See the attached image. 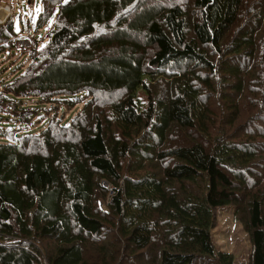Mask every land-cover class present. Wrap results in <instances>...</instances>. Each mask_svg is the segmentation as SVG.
<instances>
[{
	"label": "trees",
	"instance_id": "obj_1",
	"mask_svg": "<svg viewBox=\"0 0 264 264\" xmlns=\"http://www.w3.org/2000/svg\"><path fill=\"white\" fill-rule=\"evenodd\" d=\"M42 5L47 43L0 81L7 120L45 124L0 142V264H264V0ZM16 36L5 21L0 53ZM227 208L246 263L215 245Z\"/></svg>",
	"mask_w": 264,
	"mask_h": 264
},
{
	"label": "rangeland",
	"instance_id": "obj_2",
	"mask_svg": "<svg viewBox=\"0 0 264 264\" xmlns=\"http://www.w3.org/2000/svg\"><path fill=\"white\" fill-rule=\"evenodd\" d=\"M6 2L8 1L3 0L0 2L1 22H7V20H9L8 14L4 11ZM8 3L13 7V13L10 19L14 23L16 33L20 34L30 29L32 33L36 34L38 39L42 40L40 41V47L45 46L48 41L46 36L53 25V18L37 29V23L43 9L42 0H10ZM27 65L28 57L26 54H17L14 50H5V52L0 53V81H12L15 77L24 73L25 69L28 67ZM85 96V93L60 96L59 99L75 100V105L73 108L69 109L67 106H62L57 115L58 120L63 124H69L85 105L87 101ZM21 99L27 108L40 109L42 112L50 110L51 115L46 119V122L50 120L54 113L55 109L53 107L56 104L55 102L45 103L39 97ZM138 99L140 106L144 108L147 105V99L142 91L138 93ZM7 108H9V106H7ZM13 115L15 117L20 116L16 114ZM6 118H10V116L0 111V129H5L10 135L9 138L0 137V142L17 141V139L27 136L28 134H37L45 126V124L41 123V125L36 123L28 127L22 122L10 121ZM35 121H39V117L36 118ZM39 122H41V120ZM213 239L219 251L232 253L235 260L239 263L248 262L252 250L249 235L243 230L242 225L236 221L234 210L231 208L219 212L216 228L213 231Z\"/></svg>",
	"mask_w": 264,
	"mask_h": 264
},
{
	"label": "built area",
	"instance_id": "obj_3",
	"mask_svg": "<svg viewBox=\"0 0 264 264\" xmlns=\"http://www.w3.org/2000/svg\"><path fill=\"white\" fill-rule=\"evenodd\" d=\"M4 10L9 16V19L12 16L13 13V7L8 2L5 3ZM4 22H1L0 25H3ZM40 39L37 38L36 34L32 33L30 29L21 32L20 34L17 33L16 38L14 39V51L17 54H22L26 50L29 49H36L40 47Z\"/></svg>",
	"mask_w": 264,
	"mask_h": 264
},
{
	"label": "bare ground",
	"instance_id": "obj_4",
	"mask_svg": "<svg viewBox=\"0 0 264 264\" xmlns=\"http://www.w3.org/2000/svg\"><path fill=\"white\" fill-rule=\"evenodd\" d=\"M5 11V10H4ZM6 12V11H5ZM1 20V19H0Z\"/></svg>",
	"mask_w": 264,
	"mask_h": 264
}]
</instances>
